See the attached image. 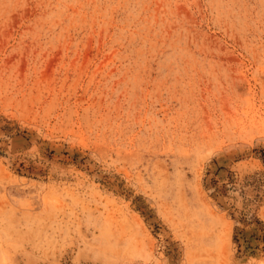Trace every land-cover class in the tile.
<instances>
[{
	"label": "rangeland",
	"instance_id": "374dc122",
	"mask_svg": "<svg viewBox=\"0 0 264 264\" xmlns=\"http://www.w3.org/2000/svg\"><path fill=\"white\" fill-rule=\"evenodd\" d=\"M0 264H264V0H0Z\"/></svg>",
	"mask_w": 264,
	"mask_h": 264
}]
</instances>
